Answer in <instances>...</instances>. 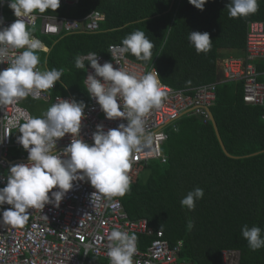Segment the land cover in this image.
<instances>
[{
  "label": "trees",
  "instance_id": "16d2710c",
  "mask_svg": "<svg viewBox=\"0 0 264 264\" xmlns=\"http://www.w3.org/2000/svg\"><path fill=\"white\" fill-rule=\"evenodd\" d=\"M229 2L207 0L200 10L189 0H77L37 14L81 19L99 12L104 20L95 32L43 36L38 25L27 29L49 49L38 51L37 66L63 70L52 96L65 89L59 96L69 95L87 106L84 69L75 67V58L89 53L108 57V47L120 46L135 30L144 31L153 43V60H139L131 53L127 58L145 66L154 61L165 86L188 90L218 80L219 60L244 58L250 23L264 27V0H258L254 14L238 18L228 15ZM193 31L209 33V50L197 53L188 40ZM210 113L223 149L210 123L184 117L175 131L166 130L162 146L166 162L149 161L130 191L115 198L130 219H145L171 246L181 241L182 260L222 264V251L232 250L239 253L238 264H264V248L252 251L241 233L244 225L258 226L264 237V110L243 103L240 83H226L216 87ZM197 187L204 196L195 209L182 207V198ZM189 221L194 224L191 230ZM139 240L141 248L148 243Z\"/></svg>",
  "mask_w": 264,
  "mask_h": 264
},
{
  "label": "clouds",
  "instance_id": "9594fccd",
  "mask_svg": "<svg viewBox=\"0 0 264 264\" xmlns=\"http://www.w3.org/2000/svg\"><path fill=\"white\" fill-rule=\"evenodd\" d=\"M3 3L5 0H0V4ZM189 3L203 10L207 0H189ZM7 6L20 18L49 9L55 11L60 0H7ZM258 7V0H230L226 5L232 18L254 14ZM3 23L4 18L0 17V64L7 62L8 65L0 70V105L29 95L37 98L41 91L53 89L61 80L63 70H37L38 51L49 49L32 35L23 20L18 19L8 26H2ZM188 40L197 53L209 50L212 42L209 33L196 31L189 32ZM153 47L144 31L135 30L122 39L117 50L148 61L153 60ZM15 50L22 51L10 58V51ZM83 59L75 58L77 69H85ZM87 59L94 69V74L89 73L84 80L87 93L95 98L107 119L123 118L127 123H120L107 132L103 125H97L92 136L94 143L89 145L79 135L86 107L82 101L61 99L40 116L29 117L20 125L21 135L17 137L28 153V162L13 165L8 170L6 186L0 188V223L21 225L28 219L29 209H43L49 203L58 207L77 180L87 179L96 192L109 198L122 197L130 191L129 157L151 145L153 134L146 130L145 118L161 105L165 95L160 76L156 70L137 75L120 66L114 68L111 62L101 65L96 53H89ZM66 134L72 136L70 144L57 151V141ZM54 188L58 190L52 191ZM203 196V189L197 187L182 198L181 206L194 210L195 202ZM4 204L11 207L4 209ZM193 227L189 221L187 229ZM261 232L258 226L241 228L242 237L252 251L264 248ZM108 241L107 256L111 264H133L135 235L114 228Z\"/></svg>",
  "mask_w": 264,
  "mask_h": 264
},
{
  "label": "built area",
  "instance_id": "2783aa9c",
  "mask_svg": "<svg viewBox=\"0 0 264 264\" xmlns=\"http://www.w3.org/2000/svg\"><path fill=\"white\" fill-rule=\"evenodd\" d=\"M77 0H60V5H70ZM7 0L0 4L2 26H8L18 19L23 20L27 28H35L39 23V32L43 36L70 32H95L104 17L99 12H91L81 19H69L53 15L16 17L11 10L5 11ZM119 45L108 47V57L97 55L101 65L111 62L114 68L119 66L130 73L141 75L156 70L154 61L149 66L129 60L126 53L117 50ZM18 51H10V58ZM246 53L244 58L228 57L220 60V76L217 81L200 85L188 90H174L161 83L165 93L161 105L146 116V130L153 134L152 143L130 157L129 176L131 185L135 184L149 160L166 159L161 152L167 140L166 129L176 130L175 123L183 117H196L203 124L210 123V108L216 100V87L219 84L240 83L242 100L245 105L264 110V27L260 22H252L246 33ZM87 55L83 56L86 65L84 82L89 73L94 74ZM0 64V70L7 68ZM37 70H41L37 66ZM42 71V70H41ZM157 71V70H156ZM159 78V77H158ZM55 89L43 90L37 98L29 95L25 98L34 101L49 102L50 106L61 99L73 100L69 95L52 96ZM87 93V91H86ZM88 105L84 109L81 121L80 137L89 145L93 144V133L97 125H103L104 131L117 128L120 123H127L123 118L109 120L105 117L95 98L87 93ZM24 99V98H23ZM23 99L14 103L0 105V188L6 186V177L11 166L27 163L28 153L17 141L18 131L30 112L22 106ZM71 134H66L57 141V151L70 144ZM54 188L52 191H57ZM51 195V193H49ZM11 206L4 204L3 208ZM28 219L21 225L0 223V264H111L107 256L108 235L114 228L136 236V252L133 264H193L179 258L182 242L171 246L161 230L154 231L145 219H130L118 199L109 198L85 179L73 182L59 206L45 204L43 209L28 210ZM148 240L144 247L139 246V239ZM222 264H238L239 253L224 250L221 253Z\"/></svg>",
  "mask_w": 264,
  "mask_h": 264
},
{
  "label": "crops",
  "instance_id": "0c3cea01",
  "mask_svg": "<svg viewBox=\"0 0 264 264\" xmlns=\"http://www.w3.org/2000/svg\"><path fill=\"white\" fill-rule=\"evenodd\" d=\"M5 11H6V13L8 11L9 12L8 15H10L11 9L8 6H5ZM38 27L40 28V26H38ZM39 28H38V30H39ZM39 34H40V32H39ZM42 52L43 53H46L44 51H42ZM217 66H219V69H220V60L217 62ZM40 69L42 71L45 70L44 67L43 68H40ZM65 92H66L65 89L64 90H58V94L59 95H64ZM51 95H52V93H51ZM22 106L25 107L30 112V114H31L32 117H38V116H40L44 111H46L50 107V103L49 102H46V101L45 102H41V101H34V100H30L28 98H24L23 101H22ZM176 123H175V126H176Z\"/></svg>",
  "mask_w": 264,
  "mask_h": 264
},
{
  "label": "water",
  "instance_id": "95a60500",
  "mask_svg": "<svg viewBox=\"0 0 264 264\" xmlns=\"http://www.w3.org/2000/svg\"><path fill=\"white\" fill-rule=\"evenodd\" d=\"M210 124L212 125V127H213V129H214V132H215V134H216V136H217L218 142H219L221 148L223 149L222 144H221V142H220V139H219V137H218V133H217L216 125H215V123H214V120H213V118H212L211 113H210Z\"/></svg>",
  "mask_w": 264,
  "mask_h": 264
},
{
  "label": "rangeland",
  "instance_id": "374dc122",
  "mask_svg": "<svg viewBox=\"0 0 264 264\" xmlns=\"http://www.w3.org/2000/svg\"><path fill=\"white\" fill-rule=\"evenodd\" d=\"M40 23V22H39ZM39 23H38V26H39ZM37 26V28L36 29H38L39 27ZM142 175H144V173L142 174Z\"/></svg>",
  "mask_w": 264,
  "mask_h": 264
}]
</instances>
